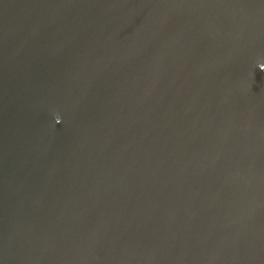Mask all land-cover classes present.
Returning <instances> with one entry per match:
<instances>
[{"label": "water", "instance_id": "obj_1", "mask_svg": "<svg viewBox=\"0 0 264 264\" xmlns=\"http://www.w3.org/2000/svg\"><path fill=\"white\" fill-rule=\"evenodd\" d=\"M260 63L264 0H0V264H264Z\"/></svg>", "mask_w": 264, "mask_h": 264}, {"label": "clouds", "instance_id": "obj_2", "mask_svg": "<svg viewBox=\"0 0 264 264\" xmlns=\"http://www.w3.org/2000/svg\"><path fill=\"white\" fill-rule=\"evenodd\" d=\"M258 67H259L261 70H264V63H260V64H258ZM55 122H56L57 124H59V123L62 122V118H61V116H60L59 114H56V115H55Z\"/></svg>", "mask_w": 264, "mask_h": 264}]
</instances>
